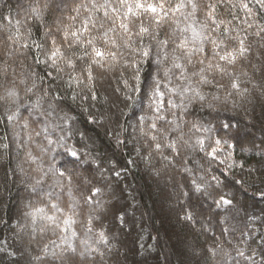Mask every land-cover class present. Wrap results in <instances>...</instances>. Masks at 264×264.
<instances>
[{
    "label": "trees",
    "instance_id": "16d2710c",
    "mask_svg": "<svg viewBox=\"0 0 264 264\" xmlns=\"http://www.w3.org/2000/svg\"><path fill=\"white\" fill-rule=\"evenodd\" d=\"M197 2L216 3L217 19L230 20L237 30L231 35L238 32L239 38L247 37L245 46L250 50L235 65H226L218 58L211 60L213 65L224 66L229 74L210 72L212 83L199 87L203 100L185 101L186 110L172 109L167 107V99L178 104L181 100L169 93L165 107L157 113L148 100L142 108L134 104L137 93L129 92L124 81L135 87L138 68L140 87L148 91L157 76L158 62L163 59L157 40L169 36L174 27L171 19L160 25L156 40L144 38L152 54L135 68L133 61L141 57L123 46L122 30L118 29L116 35L119 48L98 39V47L117 52L118 57H107L103 68L92 65L94 80L90 83L88 58L76 60L75 70L58 61L63 68L60 73L36 63L37 59L44 60L51 48L45 33L53 23L52 13L45 11L42 18H33L28 7L34 0H0V69L6 64L8 73L7 84L0 76V95L14 83L22 105L20 119L9 122L7 115L16 107L0 103V264H264V33L256 34L264 27V9L255 0ZM43 3L45 0H40L41 6ZM170 3L174 5L176 0ZM241 3H247L251 13ZM73 6V0H67L61 5L63 14L67 15ZM97 15L104 20L103 10ZM204 15L203 10L197 13L201 20ZM141 19L145 26L154 23L146 17ZM104 22L105 28L111 26V21ZM140 22L132 25L133 31H138ZM17 27L28 40L27 49L8 39ZM52 34L62 45V37L54 28ZM93 34L98 35L96 30ZM133 39L135 48L140 39ZM32 41L44 47L38 50ZM235 43L231 41L229 46ZM64 51L70 56L73 51L75 56L83 54L78 47H65ZM167 51L171 53V47ZM72 77H83L84 82L69 83ZM236 79L247 92L232 88ZM177 83L173 78V86ZM33 84V93L26 94L25 87ZM126 95L132 99H125ZM41 96L45 108L56 105L62 110L60 115L71 118L68 126L72 135L67 145L80 151L74 165L68 163L71 158L63 147L53 145L55 151L42 155L40 146L44 142L33 132L40 126L23 127L29 115L25 109ZM157 115L164 119L157 120ZM153 122L163 131L152 129ZM226 124L232 127L226 129ZM29 132H33L30 142ZM151 136L157 139L153 141ZM217 139L220 145H216ZM198 140L204 141L203 150ZM171 141L176 142L178 155L163 147ZM22 142H27L25 147H21ZM156 143H161L160 150H156ZM228 144L234 147L228 148ZM213 148H219L215 158L210 155ZM29 149L37 158L35 163L26 157ZM53 164L73 169L72 185L66 179L62 186L57 184L58 177L48 171ZM85 177L92 181L87 190ZM193 180L205 191H194ZM92 188L100 192L89 203L86 198ZM44 192L53 193L50 200L42 196ZM221 195L232 203L218 207L216 201ZM44 203H58L64 212L74 207L77 236L71 242L77 249L75 253L69 250L66 255L53 257V251L59 254L63 247V233L59 229L54 233L51 227L45 229L46 221L33 224L24 215L29 205ZM189 215L192 219H183ZM50 241L61 247L53 248ZM46 244L47 255L43 251Z\"/></svg>",
    "mask_w": 264,
    "mask_h": 264
},
{
    "label": "snow or ice",
    "instance_id": "6c2138e0",
    "mask_svg": "<svg viewBox=\"0 0 264 264\" xmlns=\"http://www.w3.org/2000/svg\"><path fill=\"white\" fill-rule=\"evenodd\" d=\"M256 4L264 9V0H255ZM67 0H45V3L41 6L40 0H34L28 7V12L33 18H42L43 13L48 11L54 15L52 25L46 31L45 35L50 37L51 48L45 54L44 60H36V63H43L47 67L54 69L57 73L63 71L58 61H63L65 67L75 70L76 60H84L88 58L91 63L88 65L87 80L91 83L94 80L92 65H99L104 67V61L107 57H111L112 60H116L118 57L117 52L105 51L97 46V40L100 39L106 45H111L112 48H119L116 35L119 30H122L123 46L131 49L136 55L141 57L139 61H133L132 67H137L138 63L144 62L152 54V48L144 45L143 40L146 36L156 40L158 35V29L160 25L167 19L173 21L174 27L171 29L169 36L164 40H157V46L160 51L163 52V59L158 62L157 76L153 81V84L149 86L147 92L140 87L139 69L137 68V75L135 76L136 86L129 87L128 81H124L125 87L129 92L137 93V98L133 100L134 104L139 105L141 108L144 105V101L148 100L149 107L154 109L157 113L165 107V98L171 93L173 96H179L181 103H176L173 99H167V107L172 109L186 110L187 103H191L192 99L198 98L204 99V95L199 91L200 85H206L212 83L208 79V74L213 71H219L222 75L229 74L224 66L220 63L213 65L212 59L218 58L219 61H223L226 65H235L238 59L246 58V53L250 50L245 46V39L239 38L237 32L236 36L231 35L232 32H236L235 28L231 27V21H224L217 19L216 16V3H198L197 0H176L173 5L170 0H103V3H99L98 0H73V7L70 9L67 15L63 14L61 5L66 4ZM248 13H251L247 3H241L240 5ZM103 10L104 20L111 21V26L105 28L104 20H100L97 13ZM203 10L205 15L204 19L198 18L197 13ZM60 13V15H56ZM142 17H146L152 20L154 23L151 27L145 26L142 21ZM141 22L138 25V31L132 30V25L137 21ZM68 21V23H65ZM20 21L17 20V25ZM223 27V32L220 33V29ZM251 28L252 25L248 24ZM55 29L56 33L62 37L63 44L57 43V38L52 34V29ZM93 30H96L98 35L93 34ZM110 33L112 35H110ZM264 33V27L260 28L257 35ZM31 33L29 32V36ZM133 37H138L140 43L137 47L133 48L135 43ZM8 39L14 44H19L21 49H27L29 43L27 38L22 37L20 28L17 27L14 34L9 35ZM236 42L231 47L229 42ZM32 44L36 49H42L44 45L32 41ZM210 46V47H209ZM74 50L77 47L83 50V54L80 56L67 55L64 48ZM171 47V53L167 49ZM90 49L91 51H89ZM9 55V53H5ZM75 56V59L73 58ZM199 66V67H198ZM160 70L163 72V79L160 78ZM52 73L49 72L48 75ZM0 76L4 78L5 84L8 82L7 65L3 69H0ZM173 78L180 83L173 86ZM75 81L77 84L83 83V77L70 78L69 83ZM23 83V81H21ZM3 86V85H0ZM35 84L31 87H25V93H33ZM232 88L237 92H247V89H241L238 79L233 80ZM47 95V92H45ZM95 93H93V99H95ZM76 99V96H73ZM125 99H132L131 96L125 97ZM187 101V103H184ZM0 103H7L15 105L16 110L10 112L7 115L9 122L14 119H20L19 109L22 106L20 104V97L18 90L13 83L10 87L4 88V95H0ZM43 97H37L36 101L31 103L25 110L29 113L28 117L24 118L23 127L25 129L30 128L31 124H36L39 130H33L35 137H42V145L40 146V152L42 155H46L55 151L52 147H63L65 149V155L71 159L68 161L70 164H75L77 158L80 156V151L74 147L67 145V140L71 137V128L68 126L70 117L67 114L60 115L62 110H58V107L53 104H49L46 108L43 106ZM157 120H163L164 117L157 115ZM143 121V118H141ZM196 127V125H193ZM226 129H230V124L224 125ZM151 128L156 132H162L163 130L158 128L157 124L153 122ZM208 129H205L207 131ZM59 131V135H56ZM33 132H29V142L33 138ZM67 133V135H65ZM151 139L155 141L156 136H151ZM197 143L203 150L204 141L198 140ZM216 145H220L221 141L217 139ZM227 143V141H225ZM27 142H22L21 147H25ZM8 147V145H4ZM163 147L171 148L173 152L179 154L176 148V142L163 145ZM234 147L233 144H228V148ZM156 150L162 148L161 143L155 144ZM219 151V148H213L210 155L215 158V153ZM229 155H231L229 153ZM26 157L30 162L35 163L36 157L33 156L32 151L29 149L26 152ZM54 159V158H53ZM164 159H168L167 156ZM220 163H224L223 160ZM232 165H229L231 167ZM39 170V169H38ZM49 172L58 177L57 184L62 186V180L66 179L69 185L73 183L74 171L72 168H68L65 165L56 167L55 164L49 167ZM47 173H45L46 175ZM215 179V177H213ZM39 184L40 182L37 181ZM92 181L87 177L84 178L85 190L87 186L91 185ZM239 183V182H238ZM194 191L203 192L205 189L200 184H197L194 180L192 182ZM33 191H37L34 187ZM100 192L99 188H92L91 194L86 198V202H91ZM52 192L42 193L43 197L51 199ZM185 195H188L186 192ZM58 199V198H57ZM232 201L226 199L223 195L216 201L217 206L230 205ZM29 211L25 212L26 217H30L33 224L37 221H46L45 229L51 227L55 233L56 229H59L63 235L60 237L61 245H57L56 241H50L53 248L61 247V251L57 254L53 251V257L57 255H66L70 250L72 253L77 251L76 247L71 242L76 238L77 233L75 231V219L76 212L74 207H69L68 212L60 207L58 203H44L43 206L29 205ZM51 212V214H49ZM183 219H192L191 215L183 217ZM91 222V221H90ZM45 229H42L45 230ZM91 229H89L90 231ZM70 233V237H69ZM101 239H103V233H101ZM82 243L87 244L86 241ZM45 254L48 253V245L44 246ZM84 255V253H81ZM240 256H244L243 252L239 253ZM37 259H40L39 257Z\"/></svg>",
    "mask_w": 264,
    "mask_h": 264
},
{
    "label": "rangeland",
    "instance_id": "374dc122",
    "mask_svg": "<svg viewBox=\"0 0 264 264\" xmlns=\"http://www.w3.org/2000/svg\"><path fill=\"white\" fill-rule=\"evenodd\" d=\"M26 3V2H25Z\"/></svg>",
    "mask_w": 264,
    "mask_h": 264
}]
</instances>
